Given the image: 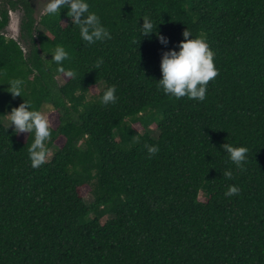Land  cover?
Segmentation results:
<instances>
[{"label":"trees","instance_id":"16d2710c","mask_svg":"<svg viewBox=\"0 0 264 264\" xmlns=\"http://www.w3.org/2000/svg\"><path fill=\"white\" fill-rule=\"evenodd\" d=\"M25 2L28 51L0 17V264H264V0H89L112 35L93 45L66 10L38 21ZM145 16L167 48L155 34L142 39ZM187 29L215 53L203 102L158 87L163 52ZM57 45L75 78L50 61ZM13 79L24 81L23 97L8 92ZM113 85L117 102L102 104ZM24 99L53 108L56 151L36 169L34 134L3 122ZM226 142L249 149L243 170ZM145 145L159 152L149 157ZM229 185L239 195L225 196Z\"/></svg>","mask_w":264,"mask_h":264},{"label":"clouds","instance_id":"9594fccd","mask_svg":"<svg viewBox=\"0 0 264 264\" xmlns=\"http://www.w3.org/2000/svg\"><path fill=\"white\" fill-rule=\"evenodd\" d=\"M66 10V16L71 25L79 29V36L85 45H93L112 38L111 32L104 26L101 18L94 11H91L89 0H47L43 13L50 17L61 16V11ZM143 25L139 26L140 36L151 38L155 34L159 43L165 48L168 47L170 39L162 35L158 25L150 17L145 16ZM187 29L183 32V40L175 47L163 52L160 69L162 78L158 87L167 96L176 99L187 97L198 101H205L207 86L210 81L218 75V69L214 63L215 53L203 37H193ZM52 63L57 65V72L68 77L75 78L77 72L73 69H66L64 62L70 59L69 52L62 45H57L51 54ZM103 63L98 61L96 67ZM8 85L12 97H23L24 81L13 79ZM115 85L107 87L101 97L104 105L115 104L118 100ZM51 109L48 105H42L36 109L31 101L24 99L18 107H13L10 114H6L9 120V129H13L14 135L21 133L34 134V140L28 148L31 167L36 169L44 165L49 156L48 142L52 136V126L49 119ZM14 126V128H13ZM149 157L159 152L156 145H145ZM223 152L227 153L228 160L235 164L236 168L243 170L248 159L249 149L245 146H233L231 143H224L221 146ZM222 176L228 180L233 178V171L227 169ZM240 188L229 185L224 193L227 197L237 196Z\"/></svg>","mask_w":264,"mask_h":264},{"label":"rangeland","instance_id":"374dc122","mask_svg":"<svg viewBox=\"0 0 264 264\" xmlns=\"http://www.w3.org/2000/svg\"><path fill=\"white\" fill-rule=\"evenodd\" d=\"M40 2H41V3H39V2H38V3L41 4V6H43V5L46 4L47 0H40ZM42 11H43V9H42ZM40 14H41V13H40ZM43 14H44V13H43ZM43 14H42V15H43ZM19 15H22V11L14 12V16L19 17ZM39 17H40V16H39ZM38 19H40V18H38ZM15 32H16V31H14V30H7V29L5 28L3 34H4L7 38H14V36L16 35ZM15 37L18 39V41H20V40H19V37H17V35H16ZM16 38H14V39H16ZM17 39H16V40H17ZM24 47H25V51H28V47H27V46H24ZM57 81H58L59 84H63V83L65 82V79H64V77H63L62 75H60V76L57 77ZM99 86H100L99 89H101V88L103 87L102 85H99ZM92 97H93L92 94L88 96L89 99L92 98ZM46 105H48V106L50 107V109H51V111H50V113H49V119H50V117H51V115H52V113H53V108H52V106H51L50 104H46ZM8 114H10V113H8ZM3 122H4L7 126H8L9 123H10L9 120H8V118H7L6 116L3 117ZM13 128H14V126H13ZM147 131H149V132L151 133V135L154 136V137H158L159 134H160L159 130L156 129L155 126H151V127H149V129H148ZM140 132H141V133H144L145 130H144L143 128H140ZM55 151H56L55 148H51V149H50V151H49V156H48V160H49V161L53 158V156H54V154H55ZM82 192H83V195L85 196V200H86L87 202L91 203V202L93 201L94 198H93V195L90 193V188H89V187H85V188L82 190Z\"/></svg>","mask_w":264,"mask_h":264},{"label":"flooded vegetation","instance_id":"af4514ba","mask_svg":"<svg viewBox=\"0 0 264 264\" xmlns=\"http://www.w3.org/2000/svg\"><path fill=\"white\" fill-rule=\"evenodd\" d=\"M25 1L29 2L30 7L32 6L30 0H0V17H2L3 12H6L8 20H10V16L11 15L14 16V12L22 11V15H19V16H23V21H22L21 25L23 27L26 26V24L29 22V17H28L27 9L25 8V3H26ZM31 14L34 15V10H32ZM21 29H22V27H21ZM22 31H24V30H22ZM15 33H16L17 37H19V40L22 43V45L26 46L23 43V40L21 39V30H20V33L17 31ZM15 36H14V38H16ZM24 49H25V47H24ZM28 49H29V47H28Z\"/></svg>","mask_w":264,"mask_h":264},{"label":"water","instance_id":"95a60500","mask_svg":"<svg viewBox=\"0 0 264 264\" xmlns=\"http://www.w3.org/2000/svg\"><path fill=\"white\" fill-rule=\"evenodd\" d=\"M30 2H31V5L34 9L35 18L39 21L38 18H41L44 15L42 9L45 7L46 4L41 6V4H39V3H41L40 0H30ZM22 21H23V16L16 17V16L11 15L10 20L8 22V25L5 28L7 30H14V31H17L20 33V30L22 27V25H21ZM38 21H37V24H38ZM4 30H2L3 33H4Z\"/></svg>","mask_w":264,"mask_h":264}]
</instances>
